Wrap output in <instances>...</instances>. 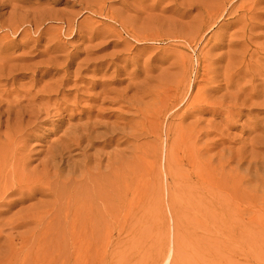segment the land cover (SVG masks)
<instances>
[{"label": "rangeland", "instance_id": "rangeland-1", "mask_svg": "<svg viewBox=\"0 0 264 264\" xmlns=\"http://www.w3.org/2000/svg\"><path fill=\"white\" fill-rule=\"evenodd\" d=\"M0 264H264V0H0Z\"/></svg>", "mask_w": 264, "mask_h": 264}, {"label": "bare ground", "instance_id": "bare-ground-1", "mask_svg": "<svg viewBox=\"0 0 264 264\" xmlns=\"http://www.w3.org/2000/svg\"><path fill=\"white\" fill-rule=\"evenodd\" d=\"M58 72V71H57ZM57 72H55V75L56 74H58ZM67 79H66V77H64V76H61L60 78H59V80L58 81H55V83H58V84H62V85H64V84H66L67 83V81H66ZM94 86H92V88H93ZM97 87H98V85H97ZM64 91V90H63ZM60 93V87H58V91L56 92V94H59ZM98 94L97 93H94L93 95H90L89 96V98H90V101H95V100H97L98 99ZM49 98V100H50V97H48ZM48 100V101H49ZM89 114H90V116L92 115V113H91V111H89ZM22 115H25V113H23ZM27 118H33L32 116H30V115H27L26 116ZM122 119L125 121V122H127V116L126 115H123L122 116Z\"/></svg>", "mask_w": 264, "mask_h": 264}]
</instances>
